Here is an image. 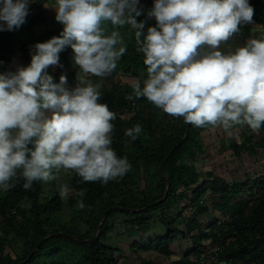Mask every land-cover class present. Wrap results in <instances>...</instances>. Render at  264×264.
Masks as SVG:
<instances>
[{"label":"clouds","instance_id":"obj_1","mask_svg":"<svg viewBox=\"0 0 264 264\" xmlns=\"http://www.w3.org/2000/svg\"><path fill=\"white\" fill-rule=\"evenodd\" d=\"M31 3L0 0V31L20 28ZM139 5L140 0H55L60 34L36 43L29 65L0 72V191L11 187L18 170L25 189L56 179L60 171L104 184L130 171L127 157L111 147L116 114L100 102L99 87L79 79L70 88L66 76L54 82L46 71L70 46L83 73L109 74L126 45L118 31L104 34L103 21L134 30L146 65V78L131 81L135 97L197 127L247 125L258 133L264 126V32L221 47L242 23L252 22L249 0H153L147 16L155 25L147 27L137 20ZM141 131L135 125L125 134L135 140ZM60 195H70L68 185ZM78 206L85 207L82 199Z\"/></svg>","mask_w":264,"mask_h":264},{"label":"trees","instance_id":"obj_2","mask_svg":"<svg viewBox=\"0 0 264 264\" xmlns=\"http://www.w3.org/2000/svg\"><path fill=\"white\" fill-rule=\"evenodd\" d=\"M44 3L45 0H32L29 5V10L39 11L27 15L28 31L49 20ZM249 3L254 9L252 22L242 23L232 41L239 36L259 35L261 32L250 33L253 26L262 27L264 32V0H249ZM152 6L153 0H140L143 13L137 20L145 21L146 27L151 21L147 12ZM151 25H155V20ZM59 27L31 39L16 37L14 30L0 31V72H11V63L16 58L21 67L29 65L34 45L58 36ZM101 28L105 35L115 31L110 21H103ZM130 29L135 37L134 30ZM68 49L72 54L70 46L61 52L69 60ZM137 49L138 45L127 41L126 52L117 60L109 77L104 76L107 81L109 78L110 85L98 86L100 102L106 103L116 114L111 121L114 125L111 147L118 156L127 157L130 171L106 184L84 182L71 171L72 192L63 199L58 191L46 193V183L42 180L34 181L25 189L24 178L18 170L17 176L10 181L11 187L0 191V264H117L116 253L124 255L125 248L139 257L141 252L155 251L171 257L170 264H198L200 252L213 244H220L221 257L233 258V264H264V169L252 174L245 172L241 178L236 174L229 182L212 170L201 176L194 164H188L198 152L206 151L202 138L212 133L216 126L188 125L183 117L165 113L147 98L135 97L130 82L116 79L118 74L137 77L139 69L146 70L144 55ZM64 71L50 75L53 80H59ZM135 125H140L142 131L133 140L125 132ZM248 129L251 128L248 126ZM259 131L263 138L258 143L253 142L256 133L251 129L239 142L224 138L221 146L227 145V149L237 154L243 150L249 154L261 152L264 150V126ZM256 156L264 163V157ZM139 167L143 168V189L137 187L140 175L136 169ZM167 184L166 197L153 206L137 212L113 209L116 206L143 208L160 200ZM81 191L83 197L77 196ZM81 199L84 208L78 206ZM217 209L226 217L221 213L214 214L216 217L207 215ZM66 210L69 219L63 216ZM106 211L99 236L87 240L96 234ZM118 222L131 239L129 245L123 241L115 243L109 235ZM59 233L63 234L54 235ZM137 235L140 245L133 240ZM149 263V259L140 258L139 264Z\"/></svg>","mask_w":264,"mask_h":264},{"label":"rangeland","instance_id":"obj_3","mask_svg":"<svg viewBox=\"0 0 264 264\" xmlns=\"http://www.w3.org/2000/svg\"><path fill=\"white\" fill-rule=\"evenodd\" d=\"M44 11L45 13L49 16V20L45 23H39L35 26H33L32 30L28 31L29 29L26 28L25 23L18 29L14 30V34L16 37L20 38H25L26 39H31L33 36L37 37L42 34H44L47 30H52L57 27L58 32L60 33L62 31L63 25L59 22L56 21L55 19V9L52 8L55 6V0H45L44 3ZM39 10L37 9H30L28 16L35 15ZM151 21L149 22V25L154 22V18H150ZM248 25V23L246 24ZM113 26V25H112ZM115 28V31H118L120 33L121 38L123 39L124 45H126V42L132 43L134 46H137L136 39L134 35L131 33L130 26L125 25L123 27L120 26H113ZM26 28V29H24ZM250 33L254 34L255 32H262L263 29L262 27H256L253 26L250 28ZM24 31V32H23ZM260 34V33H259ZM237 37L233 36L230 38V40L227 42V44L221 45L222 48L226 49L227 47L234 45L236 43H244L248 38L252 37L246 36L242 37L239 36L236 41H232L231 39ZM34 45V44H33ZM119 46V45H118ZM69 48V46H66ZM71 49L67 50V53L70 55V59L68 60L65 55V53L60 52L59 54V63L57 65H50L46 71L48 74L55 73L57 74L60 70L64 69V76L67 78V85L74 87L79 79H86L87 81L91 82L92 84L96 86H106L110 85L109 83V78L108 81L105 79L106 77H98L94 76L92 74H85L83 73L77 65L74 63V51H72L73 55L70 53ZM66 59L68 60L69 63H66ZM18 67H21V63L19 62L18 58H16L12 63H11V68L12 71L15 72ZM11 71V72H12ZM109 77V74H107ZM116 79L120 80L123 79V81H128L131 83L133 80H143L146 78V70L144 69H139L138 70V76L137 77H129V76H124L118 74ZM54 82H59V80L54 79ZM250 130V131H249ZM251 132V129H248L247 125H234L233 127L229 129H224L222 126H216V129L214 128L212 133L208 134V136H205L202 138L204 142V146L206 148L205 152H198L196 156L194 157L193 161L188 160V164H194L196 167V170L199 172V174L202 176L203 174L208 173L210 170H212L216 176L223 177L227 181L233 180V178H236L239 175L240 178L243 176L245 172L252 174L253 172H261L264 169V163L259 161L257 156H262L264 157V150L261 152L257 150L256 153L249 154L247 151L243 150L241 151L240 154H237L234 152V150L227 149V145L221 146V141L226 138L227 140L229 138L237 139L236 141L239 142V140L244 139L249 135ZM256 135L254 136V141L258 143L260 139L263 138V135L261 131L258 133L255 132ZM231 135V136H230ZM252 142V143H253ZM264 158L262 159V161ZM137 174L140 175V179L137 182V187H141L142 189L145 188L143 185H145V180L143 178V168L139 167L136 169ZM71 176V171L65 172V171H60L57 174V178L54 180H49L45 185V190L46 193H48L49 190L51 191H58V194L60 195V190L62 185H68L70 192H72V187L69 183V179ZM203 179V177L201 178ZM243 179V178H242ZM140 184V185H139ZM65 199V197H62ZM146 209V208H145ZM144 210V209H143ZM142 211V210H141ZM212 213V214H211ZM210 212H207V215H221L225 216V213L220 209L217 210H211ZM228 213V212H227ZM215 214V215H214ZM65 219H69V211L66 210L64 211L63 214ZM208 219L207 217H205ZM220 219V218H219ZM157 224H154V229L156 228ZM150 235V233H148ZM148 234H146L148 236ZM113 237V242L118 243V241H123L124 244L129 245L131 243V239L127 236L126 232L124 231V227L118 222L116 227L112 229V231L109 233ZM135 244H141L139 241V236L137 235L136 238H134ZM141 251V250H140ZM124 255H119V253H116L117 258H118V263L117 264H139L140 263V258L143 259H149L151 263L149 264H170L172 262V258L164 257L161 254L149 250V252H141V257L139 255H136L134 252L132 253L128 248H125L124 250Z\"/></svg>","mask_w":264,"mask_h":264},{"label":"built area","instance_id":"obj_4","mask_svg":"<svg viewBox=\"0 0 264 264\" xmlns=\"http://www.w3.org/2000/svg\"><path fill=\"white\" fill-rule=\"evenodd\" d=\"M222 247L213 244L203 249L198 256V264H233V258L221 257Z\"/></svg>","mask_w":264,"mask_h":264},{"label":"water","instance_id":"obj_5","mask_svg":"<svg viewBox=\"0 0 264 264\" xmlns=\"http://www.w3.org/2000/svg\"><path fill=\"white\" fill-rule=\"evenodd\" d=\"M189 124H190V123H188V125H189ZM187 127H188V126H187ZM187 132H188V128L186 129V133H185L184 138H186V136H187ZM180 143H181V142L175 144V145L173 146L172 150L175 149ZM172 150L170 151V153L172 152ZM168 188H169V184H167L165 194H164V196H163L160 200H157V201H155V202H153V203H150L149 205H146L145 207H143V208H141V209H128V208H125V207H114L113 209H117V210H120V211H127V212H136V211L143 210V209H145V208H148L149 206H153V205L159 203V201H162V200L166 197V195H167ZM106 213H107V211L103 214V216H102V218H101V220H100V223H99V225H98V230H97L96 234H95L94 236H92L90 239H87V240H91L92 238H95V237H98V236H99V234H100V232H101L102 222H103V220H104V217H105ZM61 234H63V233L54 234V235H61ZM83 240H84V239H83ZM36 248H37V246H36ZM36 248H35V249H36ZM33 251H34V250H32V251L30 252V254H32Z\"/></svg>","mask_w":264,"mask_h":264}]
</instances>
